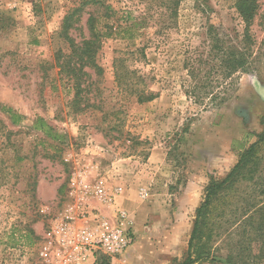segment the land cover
<instances>
[{"label":"rangeland","instance_id":"obj_1","mask_svg":"<svg viewBox=\"0 0 264 264\" xmlns=\"http://www.w3.org/2000/svg\"><path fill=\"white\" fill-rule=\"evenodd\" d=\"M79 2L0 0V264H47L37 255L41 237L71 203L70 182L80 175L89 186L102 179L109 189L121 187L123 196L132 195L140 209L134 210L135 216L147 228V242L164 251L155 264H180L208 182L224 178L262 128L264 55L252 72L238 76L224 105L200 111L184 94L188 79L183 62L188 52H205L207 28L212 25L231 37L242 34L236 0H184L172 14L168 0H106L116 15L103 18L102 25L122 29L141 18L145 21L133 40L103 41L96 56L101 79L89 71L100 92L89 98L101 110L78 112L71 104V83L58 74L56 54L68 52L60 37L61 24ZM258 5L251 28L260 44L264 0ZM90 11L86 9L78 28L71 30L76 42L87 38ZM143 46L145 57L138 51ZM118 59L147 75V89L157 98L138 104L122 97L114 82ZM9 110L20 117L18 124L12 123ZM193 115L189 132L179 142L176 134ZM38 118L62 138L52 141L33 130ZM158 152L166 154L165 161L152 160V153ZM190 181L196 183L199 203L189 210L180 239L168 240L166 228L177 210L175 200ZM89 202L105 211L92 199ZM28 240L35 244L27 246ZM214 245V257L224 258L227 242L217 239Z\"/></svg>","mask_w":264,"mask_h":264},{"label":"trees","instance_id":"obj_2","mask_svg":"<svg viewBox=\"0 0 264 264\" xmlns=\"http://www.w3.org/2000/svg\"><path fill=\"white\" fill-rule=\"evenodd\" d=\"M181 1L184 0H168L171 14L176 12ZM86 9L91 10L85 24L87 38L76 42L71 30L78 28L76 26ZM235 9L243 24L242 34L231 37L221 26L212 25L207 28L205 54L198 50L188 52L183 62L188 79L183 86L184 94L200 111L224 105L230 99L238 76L252 72L254 64L264 55V41L258 44L251 28L259 15L258 0H236ZM115 15L106 0H80L79 5L63 17L60 37L68 45V52L58 51L56 64L58 74L71 83L74 93L71 104L78 112L101 110L93 97L89 98L93 93H100L99 85L90 80L89 71L101 79L103 71L96 56L103 41L112 37L133 40L145 21L144 18L132 20L134 22L122 29L111 23L102 25L103 18L110 20ZM144 49L145 46L138 47L143 57ZM145 79L147 75L140 74L137 69H129L124 60L114 62V82L122 97H131L138 104L157 98V94L147 89ZM10 115L13 124L20 122L19 116ZM195 116L186 119L183 129L176 134L179 142L189 132ZM32 128L52 141L62 138L42 118H38ZM260 129L253 134L255 141L239 153L235 165L224 178H211L205 187L202 202L195 211L187 254L180 264L206 260L223 264H259L264 258V120ZM217 239L228 244L224 258L214 257ZM34 242L28 240L26 245L32 246ZM103 263H108V260L101 258L97 262Z\"/></svg>","mask_w":264,"mask_h":264},{"label":"built area","instance_id":"obj_3","mask_svg":"<svg viewBox=\"0 0 264 264\" xmlns=\"http://www.w3.org/2000/svg\"><path fill=\"white\" fill-rule=\"evenodd\" d=\"M121 187L109 189L102 179L91 186L73 176L69 186L71 203L43 233L37 255L47 264H97L112 260L133 244L132 217L115 207ZM95 201L105 211L90 207Z\"/></svg>","mask_w":264,"mask_h":264},{"label":"crops","instance_id":"obj_4","mask_svg":"<svg viewBox=\"0 0 264 264\" xmlns=\"http://www.w3.org/2000/svg\"><path fill=\"white\" fill-rule=\"evenodd\" d=\"M250 144V143H249ZM166 154L164 153H152V160L165 161ZM235 165V164H234ZM233 165V166H234ZM232 166V167H233ZM230 171V169H229ZM228 171V172H229ZM197 186L195 181L188 182L181 190L180 194L176 198L177 204L176 212H173V219L171 224L166 228L168 229V240L178 241L182 233L185 232L186 225L185 219H188L189 210L196 209L199 203V197L197 198ZM130 193V192H129ZM115 207L129 211L132 217V235L133 244L122 255L114 258L112 264H155L159 260L161 254L164 252L161 249H157L149 244L146 240L148 232L147 228L142 226V219L139 216H135V211L139 207L136 204L132 195L129 197L128 193L123 196V193L116 199ZM140 212V209H138ZM137 210V212H138ZM160 233V232H159ZM161 235V234H160ZM159 237V235H157ZM119 258V259H118ZM116 259V260H115Z\"/></svg>","mask_w":264,"mask_h":264}]
</instances>
